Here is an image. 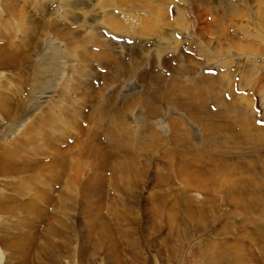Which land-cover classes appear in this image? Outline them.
<instances>
[{
	"label": "rangeland",
	"instance_id": "1",
	"mask_svg": "<svg viewBox=\"0 0 264 264\" xmlns=\"http://www.w3.org/2000/svg\"><path fill=\"white\" fill-rule=\"evenodd\" d=\"M0 9V33L13 35L18 44L23 42V52L29 56L10 80L9 89L15 88L19 94L11 93V100L15 104L22 102L20 115L34 108L22 127L40 119L31 127L38 130L34 133L37 137L23 139H35L38 152L24 158L22 152L14 162L21 161L19 164L26 168L48 162L57 148H65L81 136V128H90L92 123L86 122L94 108L90 101H78L79 90L72 86L79 76L75 74L78 56H72L64 40L47 26L34 36L33 32L27 33L31 28L22 25L29 19L71 29L92 50L103 49L107 40L116 46L121 43L126 49L125 58L132 53L139 59L133 75L118 85L110 84L112 87H107L103 80L105 68L91 63L98 75L91 78L88 74L89 79L94 86L101 84L103 88L98 104L104 107L105 118L111 116L109 124L118 133L111 139L134 135V140L144 136V141H154L157 135L166 134L161 126L168 118L177 120L184 138L149 151L148 143H139V177L125 176L109 184L95 204L87 202L85 178L71 188L66 171L47 175L27 169L0 175V264H204L209 248L222 240H231V231L237 234L235 240L250 245L255 254L264 252V231L253 222L255 215L247 214L239 199L210 195L214 191L212 179L196 182L206 185L197 190L207 196L206 202H195L187 192L191 188L188 185L194 183L183 173L159 178L168 162L181 161V168L197 165L190 163L198 153L199 133L183 104L186 86L204 80L213 82L220 76L238 94L239 104L251 103L254 123L264 125V0H0ZM246 71L259 80L257 89L251 90L249 81L242 83ZM58 72L56 82L66 80V98L58 97L56 88L40 94L42 86L55 81ZM80 76L87 75L84 72ZM130 83L135 84L137 91ZM154 83L163 86L158 90L170 93L164 101L147 106L141 99ZM223 83L220 93L229 100L231 95ZM206 91L205 94H214V87ZM31 92L37 105L28 100L33 98L29 96ZM78 105L81 114L66 116L68 108ZM206 105L211 111L218 109L211 99ZM121 110L127 112L122 115ZM146 110L155 115L148 118ZM0 119L2 125L11 122ZM44 136L53 139V146L44 143ZM99 138L104 143L100 135ZM126 149L130 151V145ZM123 151L122 148L120 153ZM86 170L91 173L93 168L86 165ZM187 209L199 213L190 216Z\"/></svg>",
	"mask_w": 264,
	"mask_h": 264
},
{
	"label": "bare ground",
	"instance_id": "2",
	"mask_svg": "<svg viewBox=\"0 0 264 264\" xmlns=\"http://www.w3.org/2000/svg\"><path fill=\"white\" fill-rule=\"evenodd\" d=\"M23 26L31 28L27 33L33 32V36L43 27H49L54 33L60 36V39L64 40V45L67 47L68 51L71 52L72 56H78L79 67L75 70V74L77 73L79 76L74 78L72 86L74 89L76 88L79 90L80 98L77 97L78 101L81 99V102H84V100L92 102L90 104L91 107L94 106L93 112L87 117L88 122H86L92 123V125H89L90 128H81V136L73 140V142L68 143L69 145L67 144V147L57 148L56 154L53 155L48 162L36 163L28 168H26L27 166L24 167L23 165H20L19 163L21 161L19 163L14 162L16 155L18 157L22 152L25 153L22 158L30 153L38 152V144L33 142L35 139L32 141L23 139L26 136L35 135L37 137L34 133L38 130L31 127L36 121L39 123L40 119L31 120L29 124H25L22 127L25 123L24 120L27 119L26 115L34 108L32 107L25 114L20 115V113L23 112V109L21 108L22 102L21 104H19L20 102L15 104L10 97L11 93H14L15 95L19 94L18 92H15V88L9 89L8 85L10 84V80L13 79V76L18 74V71L24 63L28 62L29 56L27 53L23 52L25 47L23 42L18 44V42H14L16 39L13 35L0 33V90H9L6 93L0 91V118H6L11 121L6 125L0 123V175L18 174L27 169H34L37 172H42L47 175L54 171H66L68 176L67 181L71 188L74 187L76 182L79 183L82 177L85 178L83 183L86 184L84 190L89 198L87 202L89 204H95L99 202L102 192L105 190V187H109V184L119 182V180L125 176L139 177L141 167L140 162H138V159L136 158V155L140 154V152H137L141 147L139 143H148L150 147L147 151H149L154 148V146L170 145L178 142L180 139L184 140L179 133L180 125L174 118H168L163 121L161 130L166 134L163 136L157 135L154 141H144V136H138L134 140L132 138L134 135L124 138L118 137L119 139H111L116 135L117 131L115 127H112V125L110 126L109 124L112 120V118H110L111 116L105 118V114L102 113L104 107L98 104L99 95L103 88L101 87V84L100 86H94L90 81L89 76H91V78L94 76L95 78L98 75L97 69L92 66L91 63L98 64L102 68H105L103 80L105 85H109L107 87H112L110 86L112 83H117L118 85L120 82H123L125 79H128L133 75L134 70H136L139 65V59L136 56H133L132 53H129L127 58H125L126 49L121 43H116L118 45L116 46L113 44L112 40H107L103 49L92 50V48L87 45L85 39L78 37L77 33L73 32L71 29H64L59 25L49 24L44 21H40L38 24L32 19H29V22L22 25V27ZM40 33H42V31H40ZM123 34L126 36L128 35V32H124ZM39 40L40 37L37 38V41L35 42L37 43ZM34 46L32 47L33 53L37 51ZM123 48L125 50H123ZM67 66L69 67V64ZM84 72L87 76L81 77L80 75ZM243 75L244 76L241 80L242 83L249 81L251 84V90L259 87V80L257 77H251V74L247 71L244 72ZM253 76L256 75L253 74ZM59 77L60 73L50 85L47 82L49 86L43 87V85L42 88L44 89L41 90L40 94L47 93L52 88H56L57 96L65 97L67 94L64 86L66 80L64 79L61 83H58L56 82V79ZM219 78L220 76L213 80V82L209 81V83L204 80V82L202 81L194 86H186L185 89H183L185 98L183 104L188 107L191 122L199 133V137L195 136L199 140L198 153L195 154L190 162L191 164L192 162L197 164L196 168L191 165H186L184 168H181V161L178 160L168 162L167 166L159 172V178L167 179L173 173H183L188 181L194 183L193 185H188L191 188L187 189V192H189L188 196L191 201L195 202H206L205 196H207L206 193L197 190L198 188L206 187V185L197 184L196 182L212 179L214 183L211 187L214 191L210 195L239 199L244 205L245 212L247 214H254L255 218H252L253 222H256L260 229L264 231V125L257 126L254 123V112L250 107L251 103H246V106L242 103L239 104L240 102L236 101V96L238 94L234 92L232 86L230 84H224ZM43 79H41V81ZM221 82L231 95L229 100H226L220 93V91L223 90ZM44 83L45 82H42V84ZM130 85L134 91H137L134 83H130ZM212 86L214 87V94H212L211 91L208 94H205V91ZM161 87L163 89L161 84H152L148 88L147 95L142 97V103L148 106L154 101H164L166 95H168L170 91L158 90ZM34 91L35 90H33V92ZM29 94V96H31L32 92ZM209 99L217 105L218 109L216 111H211L207 107L206 102ZM28 100H34L33 106L38 104V100H35L34 97ZM115 100L114 102L116 103ZM69 101L72 103L71 100ZM20 108L22 109V112H20ZM176 109L179 108L176 107ZM124 111L126 110H121L120 113L123 115V113H125ZM37 112H39V110ZM81 112L82 110L78 105L77 107L74 106L68 108L67 115H65L72 117L74 115L75 117L78 114H81ZM154 115V111L146 110V116L148 118L153 117ZM158 123L161 125L160 122ZM151 125L153 126V124ZM149 131L150 130H148V133H150ZM42 132L45 131L42 130ZM99 135L105 140L104 143L99 141ZM44 143L51 147L53 146V139H45L44 136ZM228 143L230 144L229 148ZM128 145H130V151L126 149ZM122 148L124 151L120 153ZM230 150L235 152H229ZM6 154L10 157H6ZM182 163L185 164L186 162ZM86 165L92 166L93 171L91 173L87 172ZM61 178L62 177H60V179ZM186 213L187 215L192 216L199 212L195 209H187ZM213 225L214 223H212L210 227H213ZM229 237L231 240H222L213 244L209 248L207 252L208 260L205 261L204 264H251V262L257 259L261 261V264H264V252L255 254L250 245L240 244L238 240H235L237 237L235 231H231ZM259 260L257 261V264H259Z\"/></svg>",
	"mask_w": 264,
	"mask_h": 264
}]
</instances>
